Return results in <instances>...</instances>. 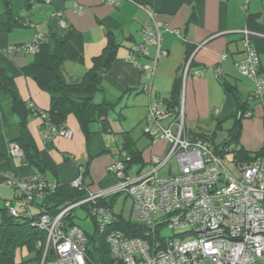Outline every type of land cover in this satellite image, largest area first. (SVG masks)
<instances>
[{
  "label": "crops",
  "instance_id": "1",
  "mask_svg": "<svg viewBox=\"0 0 264 264\" xmlns=\"http://www.w3.org/2000/svg\"><path fill=\"white\" fill-rule=\"evenodd\" d=\"M15 1L16 15L27 25L13 27L9 31L0 28V47L5 44L30 42L37 32L45 37L54 29L60 30L71 25L83 35L84 61L64 63V72L69 80L80 78L85 73L91 66L92 56L101 52L107 33H111L119 46L104 75L100 91L105 96L108 90L118 94L115 104L121 97L129 94L127 99L132 98L130 105L135 104L140 109L141 126L150 97H138L144 84L141 78L144 73L139 65L151 63L156 49L149 46L148 57L135 55L132 60L128 58V54L130 47L141 40V26L148 18L145 9L152 11L161 28L160 47L166 51L157 60L150 80L151 91L153 89L154 98L163 100L169 95L175 78L182 75L184 132H210L207 128L213 123L210 118H214L216 123L220 121L222 129L223 122L228 118L232 120V115L236 112L234 97L222 88L215 69H219L220 76L234 83L244 94L253 93L252 81H245L234 67V61L241 58L244 50L243 30L252 33L249 38L258 55V71L264 76V0H248L245 8L243 0H116L115 3L108 0H52L50 3L36 0L30 6H24L22 0ZM77 5L82 6L80 13L75 11ZM3 9V5H0V12ZM57 11L60 12L58 19L62 24L57 21L55 23L57 17L54 14ZM223 54L224 58L221 57ZM33 57V54L0 52V68L12 78L23 100L32 102L38 109L46 110L50 105L49 93L22 71L24 65L32 61ZM187 61H190V65L183 77V68ZM195 70H199L198 76L194 75ZM105 96L103 100H106ZM7 102L5 94L0 90V200L3 203L13 196V191L2 181V173L13 172L20 178H25L38 174L39 171L36 167L23 163L20 156L9 153L8 145L15 138V117L6 112ZM249 103L251 116L241 120L239 141L245 149L255 151L264 146V92L259 96L254 95ZM91 107L92 105L89 106ZM40 122L39 117H28L29 131L39 148V159L45 167L41 171L44 180L58 183L71 181L82 170L80 166L77 167L81 164L75 160L77 153H80V159L85 163L89 154L102 152L90 158L88 176L84 181L87 180L85 183L91 190H106L112 188L109 187L112 183L117 184L115 176L107 167L113 162L119 146L113 149L108 147L104 134L99 133L91 134L87 143L74 114H69L65 121L72 136H57L53 141L45 143L42 140ZM113 122L117 130L112 128L109 121L108 133L116 137L115 133L124 129L121 130L118 126L120 116L118 121ZM90 129L96 131L97 123H92ZM153 143V149L156 150L158 148L155 144L159 147L166 144L163 140ZM159 154L162 155L161 152ZM66 157H71L73 162L66 160ZM46 170L53 174L52 180L46 177ZM40 262L41 260L38 264ZM14 263L16 261L11 257L0 255V264Z\"/></svg>",
  "mask_w": 264,
  "mask_h": 264
},
{
  "label": "built area",
  "instance_id": "2",
  "mask_svg": "<svg viewBox=\"0 0 264 264\" xmlns=\"http://www.w3.org/2000/svg\"><path fill=\"white\" fill-rule=\"evenodd\" d=\"M247 2L243 0L244 8ZM75 11L80 13L82 6L77 5ZM145 11L148 18L141 26V40L130 47L128 58L132 60L135 55L148 57L149 46H153L156 52L151 63L139 65L141 72L152 78L157 60L166 51L160 47L161 28L152 11ZM54 15L59 17L60 12ZM59 23L63 22L60 20ZM242 33L244 56L236 67L242 76L252 79V94L259 96L264 92V77L258 74V58L249 38L252 33L245 30ZM40 40L41 34L37 33L29 43L7 45L0 51L35 54ZM221 57L224 58L225 54ZM189 65L190 61H187L183 77ZM219 72L215 69V75ZM193 73L198 76L200 72L195 70ZM142 88L151 92L150 83L143 84ZM29 105L35 106L32 102ZM37 114L44 117L40 110ZM165 119L169 121L161 124ZM141 127L152 142L163 140L167 144L162 155L151 156L154 168L144 174L138 170L137 175L131 177L126 168L130 158L118 150L107 167L117 178L114 187L90 190L84 187L79 173L71 181V186H82L86 191L85 197L70 203L55 215L42 210L32 222L45 232L40 264H92L86 254L88 235L82 227L69 224L65 219L72 208L84 204L98 233L105 238L113 264H204L205 259L212 264H264V156L248 162H236L216 154L209 141L187 136L182 101L178 116L173 117L163 100L149 99ZM71 134L64 124L58 127L46 124L41 130L45 143L57 136L70 138ZM8 146L11 155H23L14 142ZM173 158L174 171L159 175L157 172L170 164ZM2 175L14 188L21 209L33 200H42L57 185L44 180L40 174L27 178L11 173ZM121 192L130 197L128 219L141 225V235H130L112 227L116 215L110 207L99 202L110 194ZM6 206L10 214L19 215L17 208L10 203L7 202ZM166 225L173 230L172 235H161V228ZM36 245L41 246V241ZM47 255L51 257L46 258Z\"/></svg>",
  "mask_w": 264,
  "mask_h": 264
},
{
  "label": "trees",
  "instance_id": "3",
  "mask_svg": "<svg viewBox=\"0 0 264 264\" xmlns=\"http://www.w3.org/2000/svg\"><path fill=\"white\" fill-rule=\"evenodd\" d=\"M1 1L3 3L4 9L0 12V28L9 31L13 27H24L27 25L24 21L20 20V18L17 17L15 13V0ZM22 1H24V6H30L36 0ZM37 1L50 3L52 0H48L47 2L46 0ZM58 18L59 17L56 18L55 23L56 21L59 23ZM26 43L29 42L5 44L1 46L0 49H3L7 45H21ZM38 45V52L33 54V60L24 65L22 71L25 75H28L33 80H35L40 88L49 93V107L46 110H41L37 109L36 106H30V101H25L19 96L12 78L8 77L1 68L0 90L5 94L8 100L6 112L9 115L15 117V120H13L15 128V138L13 139V142L17 144L23 152V155L20 157L22 158L23 163L36 167L39 170L37 173L43 177L41 171H43L45 167L39 159V148L37 147L36 142L29 131L28 117L30 115L39 117L41 120L39 127L40 130H42L46 124L53 126L55 125L57 127L61 124L65 125L67 116L69 114H74L87 143L91 134H104L110 132L108 113L114 108L115 103L108 100H102L101 102L95 103L93 100L95 93L102 89V80L110 67L119 43L114 39V36L111 33H107V40L101 52L92 56L91 58V66L80 78L74 77L70 80L65 75L64 63L66 61L83 63L84 50L82 33L73 26L68 25L66 28H61L60 30H52L45 37L41 36V40L39 41ZM0 52L14 54L6 51ZM22 54L28 53L23 52ZM243 56L244 50L241 58L234 61V67L241 77L244 76H242L238 71L236 63L240 61ZM220 75L221 73L219 72L216 76L218 77L222 88L234 97L237 106L235 114L232 115V125L227 129L226 138L220 142L215 140L218 131L217 129H221L220 121L216 123L215 129L213 131H194L188 136L192 139L202 138L209 141L216 154L227 158L226 154L231 153V158L227 159L234 160L236 162H248L255 159L256 157L264 156V146L258 150L251 151L245 149L239 141L241 120L244 117L251 116V107L249 102L250 100L254 99V95L252 92L248 93L247 95L244 94L234 83H231ZM249 80L252 81V79ZM181 88L182 75L179 74L173 82L169 95L163 98L167 108L172 112L173 117L178 116V108L182 101ZM90 105H92L91 108H89ZM37 110L42 111L44 113V117L39 116L37 114ZM92 123H97L98 129L96 131H92L90 129V125ZM65 127L67 126L65 125ZM121 136L122 138L118 150L124 151L125 154L130 158L126 165L128 170L133 163H139L142 161V153L136 147V139L132 136L130 130L122 131ZM230 144L233 145L230 146ZM96 155L89 154V158L85 163L77 165V167L80 166L79 168H82L79 173L82 174L84 187H88V185L85 183L86 181H84V178L88 176L90 158H93ZM66 160L73 162L71 157H66ZM5 173L16 175L13 172ZM2 174V181L7 184ZM56 183L57 185L51 193H49L42 200L31 201L24 209L19 208L14 188L7 184L12 188L13 196L10 199H6L3 203V206L0 207V255L12 257L14 256L13 253L15 247L17 245L24 244L30 250H34V257L31 259L39 263L42 257V247L45 241V232L39 229L32 222L37 219L42 210L47 211L51 215H55L62 208L66 207L72 202L82 199L86 195V191L84 188H82V186H71V181ZM117 194L118 193L110 194L107 198L101 199L99 201L100 204L106 205L112 209L113 201ZM7 202L12 206H14L15 203L18 205V216H13L8 212L6 206ZM32 206L37 207L38 210L34 211L31 209ZM82 206L86 208L88 213L87 205L84 204ZM114 214L116 215V220L112 222V227L119 228L130 235L142 234V227L140 224L138 225L134 222H131L128 218L122 216L121 213L114 212ZM65 219L69 221V224H75L71 213L67 214ZM86 234L89 238L86 254L91 263L113 264V259L110 255L109 247L105 241V238L103 235L98 233L95 224L93 233ZM39 240L41 241V246L38 247L36 243ZM50 257L51 255L46 256V258ZM14 264H22V262H16Z\"/></svg>",
  "mask_w": 264,
  "mask_h": 264
},
{
  "label": "rangeland",
  "instance_id": "4",
  "mask_svg": "<svg viewBox=\"0 0 264 264\" xmlns=\"http://www.w3.org/2000/svg\"><path fill=\"white\" fill-rule=\"evenodd\" d=\"M0 5H3L1 0H0ZM32 29H33V27H32ZM141 78H142L144 84L145 83H150L151 77L148 74L144 73L143 76H141ZM245 81H247L246 78H245ZM109 91H111V90H108V93L106 94V96L103 94L102 91L96 92L93 101L95 103L96 102H101L104 99V96H105L106 100H108L110 102H115L118 99L117 96H119V95L116 94L115 92H111L110 93ZM128 95L129 94H126L123 97H121V99H119L117 104H115L114 109H111L109 111L108 119H109L110 123H112L111 124L112 128L114 130H117V129H115L116 124L113 121H118V118L120 116V124H118V126L121 127V130H122V128L124 130H130L132 136L136 139L135 145L142 153V161L139 162V163H133L131 165V167H129V169H128L129 175L131 177H134V176L137 175V171L138 170H139V173L144 174V173H146V172H148V171H150V170H152L154 168V164L151 162V156L154 155V153L156 155H158L160 152L163 154L164 149L166 148V144L162 145L161 147H159V146H157V144H155V147L158 148V150H156L155 148L153 149L154 143L152 141H150V139L146 135L143 134L142 129H141L142 127H141V124L139 122V119L141 118L140 117L141 116L140 115V113H141L140 109L135 104L134 105H130V101H131L132 98L130 97V99H127ZM132 96H133V94H132ZM148 96L150 97V99H155L154 98L155 95H154L153 89H152V91L150 93H148L146 91H142L138 95V97H140L142 99L143 98L145 99ZM210 120L213 123H212L211 127H207V128H208V130L213 131L215 129L216 121H215L214 118L213 119L210 118ZM168 121H169V119L162 120L161 124H166ZM231 123H232V120L230 118H228L226 121L223 122L222 129H217L218 131H217V135H216V138H215V140L217 142H220L224 138H226L227 129L230 127ZM185 133L188 136L189 131L187 130ZM115 136L116 137H114L113 134L104 133V137L107 140L108 147H110L112 149L117 147V146H119L118 142H120V140L122 138L121 132L118 133V131L115 133ZM232 145L233 144H230V146H232ZM79 154L80 153L76 154V156H75L76 159L75 160L78 163L83 164L84 161H81ZM226 156H227V158H231V153H227ZM85 160H86V158H85ZM174 161H175V159L173 158L170 161V164H166L165 166H163L157 173L159 175H168L170 170H172V172H173L174 168H175ZM171 165L173 167H171ZM45 172H46V177L48 179L52 180L54 178L53 174L50 171L46 170ZM25 178H27V177H25ZM115 178H114V181L117 180V178H116V180H115ZM72 180H74V179H72ZM82 183H83V179H82ZM115 183H112V186L110 185L109 187H113L115 185ZM2 203L3 202L0 200V207L3 206ZM14 206L16 208H18V205L16 203H15ZM31 209H33L34 211L38 210V208H35V207H31ZM112 210L115 213H121L122 216L128 218L129 215H130V210H131L130 197L127 196L124 192L118 193L115 196V199L113 201ZM70 213L72 215V219H73L75 224H77L80 227H82L83 230L86 231V233H88V234H92L93 233V231H94V224L93 223L94 222L92 221V218L90 217V215L87 213V210H86L85 207H83V206L74 207V208H72L70 210ZM160 232H161V235H164V236H169V235L173 234V230L170 229V227L168 225L163 226L161 228ZM13 255L14 256H12V257L9 256V257H11L16 262H22V264H38L35 260L31 259L32 257H34V250H30L24 244L17 245L15 247V249H14ZM204 264H212V263L208 259H205L204 260Z\"/></svg>",
  "mask_w": 264,
  "mask_h": 264
},
{
  "label": "water",
  "instance_id": "5",
  "mask_svg": "<svg viewBox=\"0 0 264 264\" xmlns=\"http://www.w3.org/2000/svg\"><path fill=\"white\" fill-rule=\"evenodd\" d=\"M49 252L51 253L52 251L50 250Z\"/></svg>",
  "mask_w": 264,
  "mask_h": 264
}]
</instances>
